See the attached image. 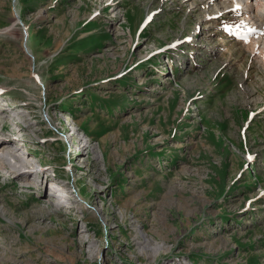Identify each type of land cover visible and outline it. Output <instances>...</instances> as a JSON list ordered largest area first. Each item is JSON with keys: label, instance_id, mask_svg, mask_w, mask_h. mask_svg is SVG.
<instances>
[{"label": "rangeland", "instance_id": "obj_1", "mask_svg": "<svg viewBox=\"0 0 264 264\" xmlns=\"http://www.w3.org/2000/svg\"><path fill=\"white\" fill-rule=\"evenodd\" d=\"M260 13L0 0V264H264Z\"/></svg>", "mask_w": 264, "mask_h": 264}, {"label": "bare ground", "instance_id": "obj_2", "mask_svg": "<svg viewBox=\"0 0 264 264\" xmlns=\"http://www.w3.org/2000/svg\"><path fill=\"white\" fill-rule=\"evenodd\" d=\"M259 3H260V0H259ZM260 7L261 6L258 5L257 6V9H259ZM232 10H234V9H232ZM261 13L259 15H256V16L257 17L260 16L261 21L264 24V15H261ZM244 16L247 17V18H250V16L247 14V12H244ZM250 19L251 20H254V18H250ZM261 37L264 40V35H262ZM5 96L8 97V94H6ZM6 105L9 107L11 104L6 103ZM12 106H14V105H12ZM3 112H5V111H3ZM10 119H11V117H10ZM3 121H4V119H1L0 120V123L2 122V124H3ZM19 133H20V131H19ZM15 138L16 139H12L11 140V138L5 137V138H3V139L0 140V154H1L0 155V162L2 163L1 165H8V166H10L12 168V171L15 173V177L18 178L20 181H23V182H26V181H28V182H34L35 179H32V180L29 179V177H31V175L33 174V170L31 168L32 163H30L27 160V158H25L24 156H22V154H20L21 149H19L18 146L15 144L16 143V140L19 137H15ZM21 140L24 141V139H21ZM23 144L26 145L25 143H23ZM23 144H21V145L23 146ZM81 152H82V150H78V153H76V158L77 159H79L81 157V154H80ZM41 176L42 175H39L37 177H40L41 178ZM53 188L55 189V187H53ZM60 188L61 187H58L57 190H58V192H59L60 195H63L64 196V192L61 191ZM61 204L63 206H65L66 205V201H64Z\"/></svg>", "mask_w": 264, "mask_h": 264}]
</instances>
